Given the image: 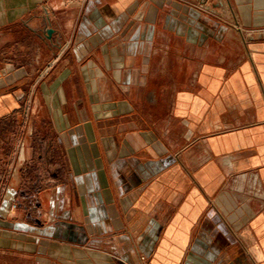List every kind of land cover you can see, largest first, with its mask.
<instances>
[{
	"label": "crops",
	"instance_id": "obj_1",
	"mask_svg": "<svg viewBox=\"0 0 264 264\" xmlns=\"http://www.w3.org/2000/svg\"><path fill=\"white\" fill-rule=\"evenodd\" d=\"M41 22L43 163L0 172V264H264V0H0V48Z\"/></svg>",
	"mask_w": 264,
	"mask_h": 264
},
{
	"label": "rangeland",
	"instance_id": "obj_2",
	"mask_svg": "<svg viewBox=\"0 0 264 264\" xmlns=\"http://www.w3.org/2000/svg\"><path fill=\"white\" fill-rule=\"evenodd\" d=\"M50 22L55 24L52 19H50ZM34 23L36 24V22ZM41 24H43V22H41ZM39 38H47L44 24L41 26L38 24L28 31L12 33L11 40L7 46L5 45V48H0V70L1 68H5L4 66L8 63L9 66L13 68L11 73L19 69L20 75L23 74L19 79L15 78L12 82L3 87V89L11 88L12 85L19 84H22L19 85V88L24 89L22 90L24 96L16 101V103L22 104L21 113L16 115L15 112H10L7 114L6 118H4V122L8 126L9 130L8 136L7 134H3L2 139H0V153H4L6 151L9 153L7 165L5 162H0V172H2L1 175L5 181V185H8L12 174L16 172L15 170L18 167H26L27 169L42 168L43 161L38 160L36 156L37 154H43L45 139L43 138L42 133H40L41 131L37 127L34 120V115L36 113L34 112V106L36 101L33 93L28 90L32 87L33 81H26L25 79L29 76L24 74L28 70L32 72L34 69V72L37 74L42 70L41 67L34 68L35 65H33L32 62L34 56L38 53V45L41 42ZM17 43L21 44L23 48H19ZM63 43L64 41L62 39L58 40L56 45L57 49L61 47ZM26 64L29 66L28 69L22 67ZM1 92L2 88H0V93ZM21 144H23V149H21ZM22 156L24 157V160L21 159ZM27 156H29L31 160H27ZM18 157L20 159H18Z\"/></svg>",
	"mask_w": 264,
	"mask_h": 264
},
{
	"label": "built area",
	"instance_id": "obj_3",
	"mask_svg": "<svg viewBox=\"0 0 264 264\" xmlns=\"http://www.w3.org/2000/svg\"><path fill=\"white\" fill-rule=\"evenodd\" d=\"M21 145H22L21 149H23V144H21ZM18 159H20V158L18 157ZM21 159L24 160V157L22 156ZM23 169H25V178H26V181L29 182V183H31L32 182V179L30 178L29 172H27V171H30V169H27L26 167H24ZM6 190L7 189L5 188L3 195L7 193ZM16 207H17V204L15 202H12L10 204V209H15ZM142 262H143V264H147L144 257H142Z\"/></svg>",
	"mask_w": 264,
	"mask_h": 264
},
{
	"label": "water",
	"instance_id": "obj_4",
	"mask_svg": "<svg viewBox=\"0 0 264 264\" xmlns=\"http://www.w3.org/2000/svg\"><path fill=\"white\" fill-rule=\"evenodd\" d=\"M53 28H46V35H47V37H50L51 36V34L53 33Z\"/></svg>",
	"mask_w": 264,
	"mask_h": 264
}]
</instances>
